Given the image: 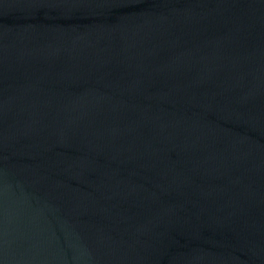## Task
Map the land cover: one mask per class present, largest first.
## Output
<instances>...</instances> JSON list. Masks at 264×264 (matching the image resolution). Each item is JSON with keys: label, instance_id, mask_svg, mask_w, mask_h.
Segmentation results:
<instances>
[{"label": "water", "instance_id": "95a60500", "mask_svg": "<svg viewBox=\"0 0 264 264\" xmlns=\"http://www.w3.org/2000/svg\"><path fill=\"white\" fill-rule=\"evenodd\" d=\"M0 264H264V0H0Z\"/></svg>", "mask_w": 264, "mask_h": 264}]
</instances>
